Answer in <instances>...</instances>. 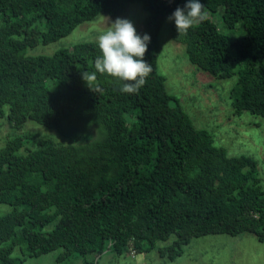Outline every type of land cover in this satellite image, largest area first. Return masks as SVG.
I'll list each match as a JSON object with an SVG mask.
<instances>
[{
	"label": "trees",
	"instance_id": "trees-1",
	"mask_svg": "<svg viewBox=\"0 0 264 264\" xmlns=\"http://www.w3.org/2000/svg\"><path fill=\"white\" fill-rule=\"evenodd\" d=\"M146 11L142 34L151 37L144 60L152 72L137 93L97 73L93 92L81 73L94 71L96 41L30 52L68 35L101 11ZM186 0H0V118L20 129L27 120L71 135L64 143L32 133L7 137L0 148V264H23L60 249L73 254L145 252L157 241L173 260L182 246L207 234L253 233L264 240V186L254 155H231L195 126L157 70L164 19ZM222 8L223 24L244 32L230 37L206 19L185 36L191 64L217 79L236 76L233 112L264 118V0H201ZM208 18V17H207ZM97 125L95 135L85 133ZM33 148L21 152L24 143ZM19 248L21 255L12 256ZM86 264H91L85 261Z\"/></svg>",
	"mask_w": 264,
	"mask_h": 264
},
{
	"label": "rangeland",
	"instance_id": "rangeland-1",
	"mask_svg": "<svg viewBox=\"0 0 264 264\" xmlns=\"http://www.w3.org/2000/svg\"><path fill=\"white\" fill-rule=\"evenodd\" d=\"M206 11V10H205ZM207 12V19L213 20L222 33L235 37L244 32L241 23L234 28L226 27L222 22L220 7L214 13ZM146 11L139 2H130L125 12L110 16L100 12L90 20L79 23L68 35L47 45L38 46L30 52L52 53L59 47H72L83 41H96L117 17L131 21L138 34H142V24ZM171 23L164 19L160 35V53L157 59V70L165 76V85L169 94L183 107L195 126L207 130L216 145L226 147L231 155L247 153L254 155L259 161V174L264 186V118L243 111L235 114L229 98V89L236 76L217 79L210 73L197 69L189 62L185 54V46L172 37ZM95 135L97 125H90L85 133ZM22 133H32L35 139L44 136L59 142H70L72 136H62L56 130L47 128L32 120H27L20 129L13 128L5 117L0 118V148L7 137ZM35 142L24 143L21 152L33 148ZM11 206L0 202V216L10 211ZM173 235L166 241H157L155 246L145 252H134L131 248L120 254L107 250L100 255L73 254L56 260L60 249L42 254L38 257H26L23 264H264V240L259 241L251 232L237 235L207 234L194 237L182 246V252L173 260L161 257L158 248L167 245ZM19 248L12 256H20Z\"/></svg>",
	"mask_w": 264,
	"mask_h": 264
},
{
	"label": "clouds",
	"instance_id": "clouds-1",
	"mask_svg": "<svg viewBox=\"0 0 264 264\" xmlns=\"http://www.w3.org/2000/svg\"><path fill=\"white\" fill-rule=\"evenodd\" d=\"M167 19L174 21L177 35L185 36L189 29L207 19V12L201 0H186L183 8L177 7ZM150 40L149 34H138L131 21L117 17L96 37L99 55L94 60L95 70L81 73L86 86L93 92L100 91L99 73L121 82L120 92L137 93L152 72L151 63L143 59Z\"/></svg>",
	"mask_w": 264,
	"mask_h": 264
}]
</instances>
